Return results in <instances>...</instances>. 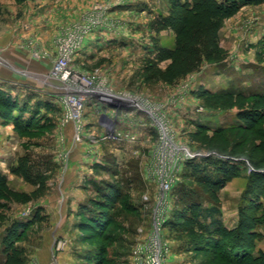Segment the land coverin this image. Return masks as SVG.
<instances>
[{
  "label": "rangeland",
  "instance_id": "obj_1",
  "mask_svg": "<svg viewBox=\"0 0 264 264\" xmlns=\"http://www.w3.org/2000/svg\"><path fill=\"white\" fill-rule=\"evenodd\" d=\"M123 1L0 0V77L21 84L14 95L0 81V264H96L92 258L98 256H106L108 264H133L134 247L151 232L159 205L153 146L165 133L173 139L170 143L178 142L194 156L187 161L191 165L182 164L178 182L167 194V264H250L247 258L238 262L232 253L203 252L205 247L198 246H206V236L189 230L179 217L189 206L186 202H192L202 212L216 210L213 217L229 231L240 219L245 227L256 221L259 238L252 253L264 254V0L219 13L217 32L206 15L183 10L196 3L194 11L213 14L209 0H140L133 7L127 5L133 0ZM119 3L127 7L117 11ZM101 6L123 42L104 41L95 30L87 33L71 71L94 80L116 100H147L153 117L148 130L152 140L146 143L136 134L134 139L98 143L96 108L110 102L96 97L86 106L78 141V127L65 122L57 99L62 95L50 92L37 81L43 79L34 80L23 66L26 56L35 54L53 67L64 30L74 32L76 24L86 22V12ZM189 21L194 28L189 42L200 59L193 71L176 78L187 39L181 32ZM200 28L207 35L195 32ZM20 51L28 55L22 57ZM2 95L17 104L13 117ZM154 118H159V131ZM195 166L204 173L223 166L238 173L214 192ZM252 185L260 195L255 202H243ZM112 186L122 195L114 203L115 197L105 198L112 196ZM103 201L110 204L114 224L97 234L87 224L97 217L94 204Z\"/></svg>",
  "mask_w": 264,
  "mask_h": 264
},
{
  "label": "built area",
  "instance_id": "obj_2",
  "mask_svg": "<svg viewBox=\"0 0 264 264\" xmlns=\"http://www.w3.org/2000/svg\"><path fill=\"white\" fill-rule=\"evenodd\" d=\"M123 2H125V0ZM103 11L104 8L102 6L96 7L93 12H86L84 16L86 22L79 25L76 24L74 32H68L67 30H64V32L62 33V38H60L58 41V46H60L59 61L57 60L56 63L53 64V68L51 71L54 76L60 74V77H62L61 75H63L65 78V82L63 84V89L65 91L60 92L62 98L57 99L61 101L63 108L65 109V122H72L78 127V141H80L81 138L79 131H81V129L83 128L82 123L84 118V111L87 104L93 101V98L95 97L101 101H108L113 104L115 102L121 103L119 105L115 104L119 107L122 106L124 102H126L129 107L135 108L137 111H141L146 114L150 121L151 117H153L150 110L140 107V104L137 102L133 103L134 100H131L130 97H124L123 100H116L113 96H110L112 95V93H110L107 89L102 90L98 86V83L94 80L87 78L84 79L80 75L73 76V72L71 71V67L73 65L70 67L69 62L72 60V62H74V56L83 45L85 35L94 30L98 31L101 28H107L113 23L112 20L108 19L107 17H103L105 15ZM67 49H69L70 51V59L63 57V52ZM105 95H107L108 98H104L103 96ZM155 121L158 125L159 121ZM117 125V120H115L114 122H108L105 125L107 129L104 132H100L98 136H95V140H97L98 142L106 143L121 142L125 139L128 140L129 138H133V134L131 132L121 130ZM156 127L159 131L158 126ZM160 138L157 139L155 146V154L157 158L154 162V166L156 168L153 167L152 175H154L155 180L158 182V184H160V193L164 194V198L162 199V201H159L151 232L147 234L146 239L139 240L134 247L132 253L133 264H167L170 247L163 240V231L166 225V208L168 207L167 194L177 184L178 175L179 172H181L182 164H185L188 160L194 157L191 153H189L188 149L184 147L178 148L177 151H172L170 147V164H163L162 158L167 154L166 152H164L163 148L159 149V146L161 145V143L159 144ZM174 156L176 157L174 158ZM173 159H176V161H174ZM169 168L171 169L169 170Z\"/></svg>",
  "mask_w": 264,
  "mask_h": 264
},
{
  "label": "trees",
  "instance_id": "obj_3",
  "mask_svg": "<svg viewBox=\"0 0 264 264\" xmlns=\"http://www.w3.org/2000/svg\"><path fill=\"white\" fill-rule=\"evenodd\" d=\"M18 4H24L27 0H16ZM32 1H38V0H32ZM209 6L213 8L214 13L211 14L207 12V10H198L194 11L195 9L199 8L198 5L193 4V8L189 9L186 6L183 8L184 11L189 12L191 14H198L202 13L206 15L207 18H209V23L211 28L214 31H218L219 24L221 22L219 13L223 14L225 12H229L232 9H237L241 4H248L249 2L255 1V0H228L229 4H218L215 2V0H209ZM188 9V11H187ZM208 14V15H207ZM190 21L188 23L183 24V31L181 34L184 36L185 39L183 42V48L181 52L179 53L177 61L179 63V69L176 71L175 76L176 78L183 77L185 74L193 71V69L196 68L197 62H199V52L198 49L196 50V45L191 44L192 39L190 37L189 39V33L193 36L194 34V28H191ZM204 28H200L201 31L197 30L196 33L201 32V34L207 35L202 30ZM205 32L207 29H204ZM189 39V40H188ZM190 41V42H189ZM174 76V75H173ZM171 76V77H173ZM170 77V78H171ZM168 78V79H170ZM4 99L2 101L4 102V107L9 111L10 116L13 117L14 111L17 110L18 106L15 103H12L8 98H5L4 95H2ZM15 120V119H14ZM16 121V120H15ZM18 121V120H17ZM191 162V161H190ZM187 162L186 165H191L192 162ZM254 164V163H253ZM256 165V164H255ZM212 167V166H211ZM232 168L229 169V167H221L218 170H216V173H213L212 171L208 170L206 173L203 171H200V168L195 166V172L198 174L201 173L200 176H202V179L204 182H206L212 191L217 192L220 189H222L226 183L227 180H229L232 175L237 174V172L231 173L230 171ZM256 188L254 185L250 186L248 190H246L245 195L243 196V202H255V197L259 196L260 194L256 192ZM110 191L112 193L111 195H108L105 198H113V202H116L117 198L121 195V191L118 188H114L113 186L110 187ZM258 191V190H257ZM259 194V195H258ZM253 197V198H251ZM106 202L102 203H96L94 204L96 211H98L97 217L92 219L89 218V223L87 226L90 230L94 231L97 234H101L102 230L106 228L107 226H111L114 224L112 220H110V204H105ZM189 206H184L181 210V216L179 217V220H181L182 225H185L188 227V229H194L197 230V232L202 233L206 236L207 240H205L206 246L199 245L198 247L203 248V252H210V253H217L219 255H222L224 257L227 256L226 253L233 254L234 259L237 258L238 262H243L247 258L248 262H251L250 264H264V254H258L256 256L253 255V250L255 249V240L259 238V234L254 232V228L258 225V222H254L250 226L245 227V220L240 219L238 227L235 228L233 231H229L226 228H224L221 225V222L215 219L213 216L216 213V210L211 209L207 210L205 212L201 211V206L198 203H192L190 204L186 202ZM107 211V212H106ZM96 215V213H95ZM112 217V216H111ZM258 219V218H257ZM254 218V220H257ZM209 221V222H208ZM208 222V223H207ZM173 225L177 226V223L172 222ZM104 255H106L104 253ZM93 262H96V264H108L109 261L106 259V256H98L96 258H92Z\"/></svg>",
  "mask_w": 264,
  "mask_h": 264
},
{
  "label": "crops",
  "instance_id": "obj_4",
  "mask_svg": "<svg viewBox=\"0 0 264 264\" xmlns=\"http://www.w3.org/2000/svg\"><path fill=\"white\" fill-rule=\"evenodd\" d=\"M138 1L140 0H133V1H129V3L127 5H130L131 7H133L132 5H134V3H139ZM127 5H121L120 3L116 6V10L117 11H121L123 9V7H127ZM129 6V7H130ZM82 12V11H81ZM97 34H99V36L101 37L100 39L104 40V41H108L110 39V41L114 40L115 43H121L123 42V36L121 34H119L118 30L113 28V27H107V28H101L99 29L97 32ZM94 35V34H93ZM107 37V38H106ZM53 40V39H52ZM88 40V39H87ZM87 40L85 41V44L83 46V49L80 50L79 54L84 52L85 46L87 44ZM52 43V41H51ZM44 49V48H43ZM45 50V49H44ZM20 55L26 56L28 55L26 52L20 51ZM51 59V55H48ZM27 59L26 61L23 63V66H25V68L27 70H29L30 72H28V74L32 75L33 79L36 80L34 77H40L41 79L44 80L43 76L47 75L52 67V64H50V61L47 60L44 63L40 62V59L43 57H40L39 55H28L26 56ZM47 57H45L44 55V59H46ZM51 65V66H50ZM3 77V76H2ZM0 77V81H2L3 83H5L4 85L10 86L12 89V93L14 95H18V93L20 92V88H21V84L13 81H10L8 78H2ZM38 82H40L41 84L44 85V87H46L50 92H54L53 90L56 91V94H59V88H55L52 85H47L45 84L43 81L37 80ZM48 82L50 84H52V82L50 81H45ZM55 84V83H53ZM57 85V84H55ZM54 87V88H53ZM58 91V92H57ZM62 92V90H61ZM128 94V92H126ZM118 107V111H116L114 108ZM97 111V118L95 121V126L93 127V129H95L97 132H104L107 128L105 127V125L108 122H114L115 120L118 121V128L124 131H128L131 132L132 134H136L137 137L139 138V142L143 141V143H146L148 141H151V132L148 130L150 129V123L151 121L148 120V117L146 114H144L141 111H137L135 108H131L129 107V105L124 102L122 104V106H113V105H103V106H97L96 108ZM110 117V118H109ZM146 133V136H145ZM156 145H154L153 147H155Z\"/></svg>",
  "mask_w": 264,
  "mask_h": 264
},
{
  "label": "bare ground",
  "instance_id": "obj_5",
  "mask_svg": "<svg viewBox=\"0 0 264 264\" xmlns=\"http://www.w3.org/2000/svg\"><path fill=\"white\" fill-rule=\"evenodd\" d=\"M77 23V22H76ZM69 49H67L66 51H64L63 52V57L64 58H67V59H70V55H69ZM73 61V60H72ZM72 61H70L69 63H70V67L73 65V62ZM53 68V67H52ZM52 71V70H51ZM51 71H50V73H48L47 75H45V76H43V78H44V80L45 81H50V82H52V84L53 83H55V84H57V85H59L60 86V88L62 89V91L64 92L65 90L63 89V87H64V85H63V80L65 81V78H64V76L63 75H61L62 77H60V74H58V75H53L52 73H51ZM60 78V79H59ZM187 83L188 82H186L185 83V85L183 86V87H188L187 86ZM175 87V86H174ZM57 88H59V87H57ZM59 88V89H60ZM180 89V88H179ZM181 91V90H180ZM58 92V91H57ZM142 100H141V102H142V105L146 108V109H148V108H151V107H153L151 104H149L148 103V101L147 100H144L143 98H141ZM186 99V98H185ZM134 101H137V100H139V98L138 97H136V99H133ZM185 101V100H184ZM137 102H140V101H137ZM140 102V103H141ZM101 103V102H100ZM172 107V106H171ZM161 109V108H160ZM173 109V108H172ZM110 118V117H109ZM155 120H157V121H159V118L157 119V118H155ZM175 122V121H174ZM179 122V121H178ZM158 126V128H159V124L157 125ZM164 126H165V124H164ZM170 128V127H169ZM161 129V128H160ZM174 135V134H173ZM176 139V138H175ZM161 148H162V146H164L165 148H164V152H166V156H163V158H162V160H163V164L164 163H167V164H170V161H171V151H170V147H171V149H172V151H177V149L178 148H183L184 146L183 145H179V143L178 142H176L175 144H172V143H170V142H172L173 141V139H172V141H171V139H170V136H169V134L167 133H165V134H163L162 135V137H161ZM178 140V139H177ZM169 141V142H168ZM179 141V140H178ZM99 143V142H98ZM102 145V144H101ZM186 149H188V148H186ZM187 151V150H186ZM189 151V150H188ZM189 153H191L190 151H189ZM192 154V153H191ZM161 194V196L159 197V201H162V199L164 198V194H162V193H160Z\"/></svg>",
  "mask_w": 264,
  "mask_h": 264
}]
</instances>
